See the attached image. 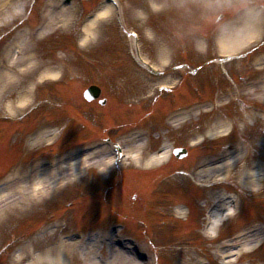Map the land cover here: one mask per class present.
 Wrapping results in <instances>:
<instances>
[{"label":"rangeland","instance_id":"rangeland-1","mask_svg":"<svg viewBox=\"0 0 264 264\" xmlns=\"http://www.w3.org/2000/svg\"><path fill=\"white\" fill-rule=\"evenodd\" d=\"M53 2L0 0V264H30L34 255H44L39 264H46L52 247L49 240L59 231L49 230L40 237L33 233L48 223L59 224L67 235L83 231L90 248L87 254L93 260L100 248L108 255L115 250L126 253L115 244L116 235L88 231L124 223L127 228L120 237H133L144 251L156 256L152 264L213 258V250L222 240L254 224L252 241H241V249L250 248L245 253L237 251L233 259L238 264L264 261V228L259 225L264 226V86L253 82L258 76L264 79V0H118L119 6L113 7L103 0H76L56 11ZM106 6L108 13H101L98 24L89 19L96 9L103 11ZM71 9L73 15L69 16ZM254 20L262 22L263 28L235 48L238 55H252L221 59V54L234 50L221 49V34L244 35ZM35 25L42 28L32 32ZM89 25L94 26L92 34L87 33ZM130 33L138 38L144 57L152 58L162 70H172L169 78L161 75L156 84L147 82L141 74L144 70L134 61ZM125 58L130 60L128 66L123 64ZM208 59L205 67L195 68ZM192 67L196 70H190ZM180 73L187 74L185 83L191 82V89L200 88L202 95L186 97L181 91L184 85L174 97L165 96V91L161 97L156 95L158 86L177 84ZM94 82H102L106 88L103 96H109L103 107L81 97V89ZM40 84L35 94L33 88ZM219 89L227 90L229 100L212 115L207 111L211 106L200 100ZM151 94L154 99L149 98ZM192 100L194 109L188 119L167 123L160 132L153 129L141 141L127 137L136 133L125 131L130 127L157 121L165 113L164 120L166 112ZM32 104L38 112L26 116L24 112ZM218 126L225 131H212ZM97 127H108L123 148L129 153L131 149L120 163L125 172L119 174V180L111 172L110 161L99 153L78 163L74 159L77 149L91 144L87 140L78 147L79 135L96 138L93 135L101 133ZM229 129V137L237 136L233 142L218 139ZM187 141L194 149L184 158L173 157L168 164L160 159L146 166L135 160L138 156L146 162L167 144L186 145ZM231 142L247 143L253 149L251 146L249 156L241 154L233 162L201 172L203 185L178 173L179 169L189 171L194 159L201 166L209 164L211 159L203 155L226 150L233 146ZM257 161L256 185L246 186L242 174L249 163ZM90 165L95 166L87 170ZM43 178L48 180L43 182ZM216 179L220 184H213ZM228 192H235L240 209L232 210L227 202L224 207L228 206L230 216L236 212L235 217L210 241L199 231L203 208ZM178 208L189 210L186 219L178 216ZM79 211L83 212L81 219ZM16 239L14 247L1 251ZM237 249H231V254Z\"/></svg>","mask_w":264,"mask_h":264},{"label":"bare ground","instance_id":"bare-ground-1","mask_svg":"<svg viewBox=\"0 0 264 264\" xmlns=\"http://www.w3.org/2000/svg\"><path fill=\"white\" fill-rule=\"evenodd\" d=\"M3 1H6V2H8V0H3ZM108 8H106L105 10H104V12L102 13V15H105V14H107L108 13V10H107ZM0 15H1V12H0ZM54 19H57V18H59V16H55V17H53ZM54 24V23H53ZM64 25H66V23H65V21H64ZM89 27V29L87 30V33L88 34H90V32L92 31L91 30V25H89L88 26ZM245 27H247V26H244L243 27V29L245 28ZM252 31H249L248 33H251ZM87 34V35H88ZM11 111L12 112H14V109L13 108H11ZM131 154V149H130V153H129V155ZM164 156H166V154H164ZM162 156H159V157H157V156H152L151 158H149L148 160H147V162H146V166H149L151 163H157V162H159L160 161V158H161ZM83 159H85V158H83ZM83 159H79L78 160V162L79 161H82ZM135 160L136 161H138V163L139 164H142V162L140 161V159H139V157L138 156H135ZM77 162V163H78ZM76 163V164H77ZM204 171H207V170H204ZM256 177H257V174H256V176H254L253 178H252V180H249L248 182L249 183H251V182H254L255 180H256ZM48 179L47 178H43L41 181H47ZM221 209H219V208H217V207H215V210H214V212H213V214L218 218H216V220H222L221 219V217H220V215H221ZM220 218V219H219ZM222 224V222L219 224V226ZM213 228V227H212ZM254 236V235H253ZM251 237L252 236H247V237H245V238H243V239H241V240H244V241H246V240H249V243L252 241L251 240ZM245 243V242H244ZM68 243H64V244H60L59 245V247H57L56 249H53L54 250V254H55V257H53L52 258V260L56 263V264H66V261L69 259V258H67V256H69L70 254H71V252H79V253H84V254H86V256H87V253L86 252H82V251H78V250H73V249H71V247L70 246H65V245H67ZM248 245V244H247ZM250 247H248V249H249ZM247 249V248H246ZM126 253V255H121L117 250H115L114 252H112L111 254H112V256H109L108 257V261H107V263L106 264H111V263H113V264H142L141 262H139V261H137L134 257H133V255L130 253V252H125ZM235 253H237V252H233L232 254L230 253V255H228V257H231V255H233V254H235ZM77 254V253H76ZM79 255V254H78ZM78 255H76L75 256V258H72V261H71V264H79V256ZM33 259H32V261H33V264H38L40 261H41V259L43 258L42 256H37V255H34L33 257H32ZM96 264V263H95Z\"/></svg>","mask_w":264,"mask_h":264},{"label":"water","instance_id":"water-1","mask_svg":"<svg viewBox=\"0 0 264 264\" xmlns=\"http://www.w3.org/2000/svg\"><path fill=\"white\" fill-rule=\"evenodd\" d=\"M95 96V95H94Z\"/></svg>","mask_w":264,"mask_h":264}]
</instances>
